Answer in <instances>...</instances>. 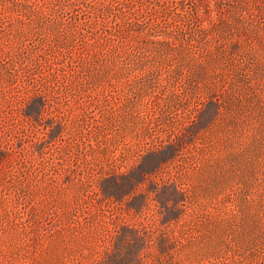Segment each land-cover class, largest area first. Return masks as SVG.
Returning <instances> with one entry per match:
<instances>
[{"label":"rangeland","instance_id":"rangeland-1","mask_svg":"<svg viewBox=\"0 0 264 264\" xmlns=\"http://www.w3.org/2000/svg\"><path fill=\"white\" fill-rule=\"evenodd\" d=\"M0 264H264V0H0Z\"/></svg>","mask_w":264,"mask_h":264}]
</instances>
